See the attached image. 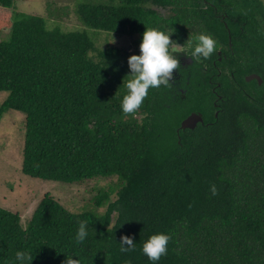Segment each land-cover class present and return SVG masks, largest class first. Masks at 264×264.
Listing matches in <instances>:
<instances>
[{
  "label": "trees",
  "instance_id": "trees-1",
  "mask_svg": "<svg viewBox=\"0 0 264 264\" xmlns=\"http://www.w3.org/2000/svg\"><path fill=\"white\" fill-rule=\"evenodd\" d=\"M15 3L0 0V32L10 29L0 38V121L10 109L26 116L22 171L117 183L92 211L72 212L47 194L26 225L0 206V264H13L17 250L29 251L31 264H64L65 255L79 264H151L141 245L157 231L172 234L158 264H264V0H81L83 28L74 30ZM146 26L175 30L187 53L188 37L205 31L221 54L187 67L178 59L180 79L150 89L125 114L127 57L138 54ZM99 30L133 36L138 50L97 48L91 31ZM251 72L261 84L245 79ZM193 111L204 123L181 128ZM80 221L89 235L77 244ZM121 235L133 237V251L120 252Z\"/></svg>",
  "mask_w": 264,
  "mask_h": 264
},
{
  "label": "rangeland",
  "instance_id": "rangeland-1",
  "mask_svg": "<svg viewBox=\"0 0 264 264\" xmlns=\"http://www.w3.org/2000/svg\"><path fill=\"white\" fill-rule=\"evenodd\" d=\"M80 2L81 0H16L14 10L40 15L51 27L61 22L63 29L74 30L83 28L77 14ZM10 10L13 11V9ZM0 12H2L1 9ZM160 12L167 14L162 9ZM9 32L10 29L4 27L0 32V38H6ZM91 33L99 49L120 47L127 49L129 54L138 50L133 36L101 30L91 31ZM176 42L181 45L178 46ZM181 46L183 51L187 50L183 43L173 41V47ZM6 95V91L0 92V106ZM25 123V114L11 109L4 113L0 121V206L18 213L24 225L47 194L72 212L95 209V197L103 190L114 186L117 178L100 177L78 184H68L26 175L22 171ZM112 198L115 199L116 196L113 195ZM97 209L103 212L106 207L101 206Z\"/></svg>",
  "mask_w": 264,
  "mask_h": 264
},
{
  "label": "clouds",
  "instance_id": "clouds-1",
  "mask_svg": "<svg viewBox=\"0 0 264 264\" xmlns=\"http://www.w3.org/2000/svg\"><path fill=\"white\" fill-rule=\"evenodd\" d=\"M174 31L145 27L141 34L138 54L133 53L127 57L129 73L124 76L127 78L123 79L122 84L126 91L120 100L123 113L134 114L144 103L150 89L172 86V81L175 79L174 70L180 71L176 53L183 51L182 46L173 47L174 40L171 36ZM187 40L191 44V51L185 55L191 60H207L220 47L218 41L205 31L188 37ZM176 44L181 45L177 42ZM208 190L212 196L218 191L215 184H210ZM88 235L86 222L80 221L74 236L75 242L82 243ZM170 240H172L171 233L157 231L142 242L141 251L151 264H158L161 257L167 254ZM118 246L121 253H128L136 248V243L131 235H121ZM65 256L64 264H79L78 258ZM32 259L33 255L29 251L17 250L13 264H31Z\"/></svg>",
  "mask_w": 264,
  "mask_h": 264
},
{
  "label": "flooded vegetation",
  "instance_id": "flooded-vegetation-1",
  "mask_svg": "<svg viewBox=\"0 0 264 264\" xmlns=\"http://www.w3.org/2000/svg\"><path fill=\"white\" fill-rule=\"evenodd\" d=\"M185 53H187L186 51H182V52H178V55H177V57H178V59L180 60V62H182L183 64H185V66L187 67V66H189V65H191L192 63H193V61L194 60H191V58L190 57H188V56H186L185 55ZM218 54L220 55L221 54V51H218ZM219 60H221V56L219 57ZM252 73H256V74H258L257 72H251V73H249V74H252ZM180 74L181 73H179V71H177V70H174V77H176V79L177 80H179L180 79ZM249 74H247V75H249ZM247 75H245V79H246V76ZM259 75V74H258ZM261 77V76H260ZM253 80H256L259 84H261L262 83V80H261V82H259V80L258 79H252V80H249L248 82H251V81H253ZM215 86H219V83L216 85L215 84ZM183 91H185L184 89H182ZM214 92H215V94H216V98H215V100H214V105L216 106V107H218L219 108V103L217 102L218 101V99L221 97V95L216 91V89H214ZM218 109L216 110V112H215V116H217L218 115ZM193 112H197V113H200V114H202L201 112H199V111H193ZM192 113V112H191ZM190 113V114H191ZM190 114H188L187 116H189ZM186 116V117H187ZM202 116H203V114H202ZM185 117V118H186ZM204 118V117H203ZM182 122V121H181ZM199 123H204V121L203 122H198V124ZM197 124V125H198ZM196 125V126H197ZM195 126V127H196Z\"/></svg>",
  "mask_w": 264,
  "mask_h": 264
},
{
  "label": "water",
  "instance_id": "water-1",
  "mask_svg": "<svg viewBox=\"0 0 264 264\" xmlns=\"http://www.w3.org/2000/svg\"><path fill=\"white\" fill-rule=\"evenodd\" d=\"M258 79L259 82H261L262 78L260 77V75L256 74V73H252L246 76V80H252V79ZM204 118L202 116V114L197 113V112H192L189 116H187L186 118H184L181 122L180 127L185 129V128H194L198 122H203Z\"/></svg>",
  "mask_w": 264,
  "mask_h": 264
}]
</instances>
